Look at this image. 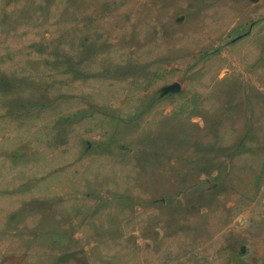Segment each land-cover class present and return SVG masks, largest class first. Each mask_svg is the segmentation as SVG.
<instances>
[{"label":"rangeland","instance_id":"obj_1","mask_svg":"<svg viewBox=\"0 0 264 264\" xmlns=\"http://www.w3.org/2000/svg\"><path fill=\"white\" fill-rule=\"evenodd\" d=\"M264 255V0H0V264Z\"/></svg>","mask_w":264,"mask_h":264},{"label":"crops","instance_id":"obj_2","mask_svg":"<svg viewBox=\"0 0 264 264\" xmlns=\"http://www.w3.org/2000/svg\"><path fill=\"white\" fill-rule=\"evenodd\" d=\"M251 264H264V255L251 257Z\"/></svg>","mask_w":264,"mask_h":264}]
</instances>
